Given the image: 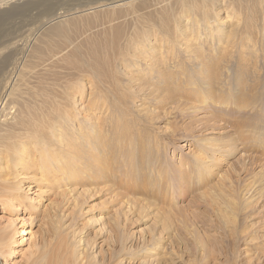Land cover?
Masks as SVG:
<instances>
[{
  "label": "rangeland",
  "instance_id": "1",
  "mask_svg": "<svg viewBox=\"0 0 264 264\" xmlns=\"http://www.w3.org/2000/svg\"><path fill=\"white\" fill-rule=\"evenodd\" d=\"M80 1L83 2L85 0ZM135 1L134 4L132 3L133 5L129 4L131 6L123 4L102 7L92 6L85 8L88 9L86 11L77 9L63 14L62 12H64L65 8L71 7L77 1L0 0L3 3L7 2L0 5V35L5 36V34H11L13 31V35H18L16 41H20L27 34L28 29L33 28L35 24L37 25L36 20H39V25L43 19L51 17L53 12V15L61 13L62 17L59 15V18L57 15L54 18L55 20L50 21L51 23L49 22L48 25H45L39 31L40 33L35 34L36 38L30 43L28 51L35 43H37L36 47H38V44H40L39 47H41V44L44 45L42 40L38 41L39 43L37 42L38 36L40 38L44 36L42 35L41 37L40 34L56 26L62 25L65 27L55 36L48 38L51 43L55 41V45H51L48 42L52 47L49 44L46 46H49L48 49L51 47L50 49L52 50L50 52L46 50L45 52L51 56L54 54L53 58L49 55L50 58H44L46 55H43L44 57L40 56V59H32L34 62L30 66L32 69H30L31 73H28V75L33 74L31 77L36 76L37 80L36 78H32V80L31 77L25 76V80L18 82L23 83L24 100H35L37 86H39L38 88L41 87L42 92H40L41 95L38 100H51L52 98L50 99L49 97H51L50 94L52 92L57 93L58 88L61 87L69 88L68 92L72 93V96L70 95V99L64 102L68 111L74 116V121L71 124L74 125L81 119L86 120L85 124L87 122L94 123L96 121L95 118H100L101 116L103 119L100 118V120L106 122V126L107 120L108 122L116 120L115 122L121 125H126L127 123L132 128L131 131L142 134V138L139 136L137 139L141 144L145 143L142 145H147L144 150L150 149L147 152H141V155L138 153L137 159L143 157V155L147 157V154H149L148 156L155 160L156 168H161L159 173H162L161 176L156 173L152 177L154 180L156 178L162 180L158 188L156 186L152 187L151 184L154 180L151 179L152 183L150 182V185L145 187V190L139 189L131 195L135 199L133 198L132 200L129 196L130 198H126L123 202L114 203L111 198L113 195L106 191L107 187L105 184L100 182L88 183L83 181L84 178L72 184L61 183L49 190L46 181L41 177L37 169L27 167L20 169L22 167L17 166L16 169L14 167L19 175L16 179L11 176H4V173L7 171L11 172V169L13 170V166L10 165L9 161L4 160V156H0V164L6 163L11 167V169L0 171V230L13 235L11 248L15 250L5 262L0 261V264L32 263L34 258L42 253L41 250L43 251L46 244L50 246L54 241H57V231L61 229L60 225H63L65 229L69 228L70 231H75L74 240L80 241V248H83L82 256H87L94 264H98V262L99 264H104V262L107 264L109 261V264H157L156 261L158 260L160 261H158L159 264H164L165 261V264L167 262V264H196V262L201 264L206 260L208 261L206 264H264V55H262L264 54L262 37L264 27H261L264 26V0H192L193 2L190 0L193 10L183 13L182 11L180 12V0ZM259 3H261V6ZM62 7L65 8L63 9ZM201 7H207L205 16L209 15V18L212 17L208 22L203 20L205 16L202 14ZM161 10L165 12L162 13ZM130 12H133L134 15ZM38 16L41 18H36ZM163 17H166L168 25L166 26L167 28L164 27V29L162 27V30H159V26H162L160 21H162ZM143 21H146L144 22L145 24ZM175 21L178 23L176 24ZM193 21L198 24L193 26ZM178 25L180 30L175 29ZM217 25L218 29L222 30L223 33H233L234 39H232V42H235V46H228L226 52H232L226 56L227 58H223L219 54L220 61L218 60L215 66L220 65L223 67L221 70L212 71L213 75L211 77H213L212 81L214 83L211 85L213 91H210H215L216 95L218 92L223 94V98L209 95L208 98L203 99L201 98L204 95L203 86L201 87L203 85L202 82H187L186 76L182 78L181 75L172 76L170 74L178 69L176 67L174 70L173 62L180 63L182 60L181 63L187 62L190 56H196L195 53L201 48L198 46L205 45L203 42L206 43L204 49L210 50V54L213 56L216 55V47L222 43H217L215 38H217L218 34L212 31ZM154 29H156V34L148 36L147 32L154 33ZM6 30L10 31L6 33ZM137 32H140L138 35H142L141 37L144 40L149 39V46L143 50L140 48L141 45H139V48L136 47V49L131 51L129 40ZM208 33H212L215 38L211 39L210 37L209 39L207 37ZM241 33L242 36L243 34L249 36L250 46H247L245 53L240 57L238 49L242 41V39H239L241 38ZM62 34L63 36H60ZM187 36L188 38H186ZM158 38L159 43L155 42ZM167 39L174 40L176 45L171 48L166 43ZM188 39L189 48L184 49L185 45L183 43ZM70 40L73 41L71 42ZM157 44L160 51L150 48L151 45ZM123 50L124 52L126 50V52H122ZM58 51L60 52L59 54H57ZM27 60L28 58L24 59L22 64ZM151 61H155L156 66L166 63L163 65L164 67L162 65L158 66L164 70L160 69L161 73H157V77H159V74H161L159 78L162 75L169 74L175 78L173 79L174 81L177 79H180V81L184 80L178 81L176 84L168 80L172 88L167 84L168 89L165 92L160 90L162 86L157 91L156 87H154L155 80L151 81V78L146 73V67L150 65ZM168 64H173V66ZM33 68L36 71H33ZM170 70H173L171 71L172 73H170ZM52 73L55 77L52 76ZM48 75H51L50 80H48ZM35 82L39 84H35ZM72 86L79 88V94L70 90ZM42 87L45 88V91ZM97 91L106 97L107 108H110V110L105 111L106 108H101L99 105L93 108L90 106L88 100L93 99L98 93ZM45 92L49 93V95L46 94L48 98L43 95ZM201 100L203 103L200 102ZM219 101L223 102V104H216ZM160 103L163 104L161 105ZM159 106L162 107L160 108ZM18 110L19 107L14 106L13 109L9 110L11 112L6 111L4 113L6 116L5 123L3 124L10 126L15 121L22 120L21 117L23 116L20 115ZM111 110H115L114 116ZM142 114H144V119ZM148 114L150 115L148 116ZM118 119L120 121L124 120V123H120ZM134 121L136 124L138 122L140 124L135 126L132 124L135 123ZM76 126L77 124H75L74 128ZM15 127H20V124H15ZM69 130L71 129L69 128ZM146 131H150V134L146 133ZM205 140H207L206 144ZM132 141L135 140L132 139ZM215 144L221 147L218 148ZM27 148L30 149L29 155L37 156V153L35 154L33 150V145ZM218 149L220 152H218ZM210 150L214 156L216 155L215 159H213L214 156ZM198 153L200 154L198 155ZM202 154L205 155L203 156ZM197 155L202 156V161L206 163L205 166L208 167L210 164L208 171L204 170V164H200V160L196 158ZM213 160L219 161L216 164H212ZM157 161L158 164H161H156ZM38 162L36 159L35 166L37 168ZM214 165L217 167L213 168ZM176 167H179V170ZM179 171L180 173H178ZM130 179L133 180L134 178L131 177ZM186 181L187 184H184ZM165 182L166 184H164ZM175 183L179 184V186ZM202 183L204 185L207 184L204 186ZM16 184L19 185L20 193L25 197L20 201L21 206L18 205V202L12 201L14 206L10 205L7 208H3L1 202L4 199L3 189L9 185ZM169 184H171L170 187H168ZM184 185L186 187H183ZM196 187H200V189ZM179 188L181 191L183 190V193ZM143 192L147 196L142 194ZM149 193L150 195L148 196ZM134 194L138 195L135 196ZM145 196L146 198H144ZM137 197L139 198L137 199ZM165 197L168 199L166 200ZM134 200L137 202H134ZM151 200L158 203L159 206L165 200L166 203L164 202V205H162L165 207L163 209L166 212L161 207L163 213L167 214L172 209L175 211V215L173 210L170 211L171 213L168 212V214L170 213L168 217L173 218L172 220L169 219L171 226L168 223L166 230L162 229L163 224H160V221L163 223L164 220L163 216L161 217L162 211L160 210L159 216L157 214L159 206L157 204L155 206L154 202L152 205ZM232 200L240 201L245 206V209L241 212L242 215L237 213V218L234 219L236 223L231 222V226L228 222L227 225L224 216L228 217L226 212L229 210L227 207H229ZM171 202H174V204L172 203V205ZM168 208L172 209L169 210ZM156 211L157 213H155ZM231 211L233 210L231 209ZM170 215L173 216L170 217ZM117 225L120 227L118 228ZM115 227L118 229H115ZM21 229L26 231L24 235H20ZM54 232H56V236ZM195 236L199 238V241L203 240L201 242L209 250L194 242ZM166 237H168V240ZM232 237L236 239L233 240ZM233 242L236 243L234 250L230 249ZM119 249H122L121 252L116 255L113 254L110 259L108 253L115 250L119 251ZM204 250L211 254L210 260L207 258L204 260L206 254ZM231 252H235V255ZM202 253H204L203 257L200 255ZM180 256L182 257L181 259ZM163 257L165 261H163ZM120 259H122V262L117 263ZM83 262L85 261L83 260Z\"/></svg>",
  "mask_w": 264,
  "mask_h": 264
},
{
  "label": "bare ground",
  "instance_id": "2",
  "mask_svg": "<svg viewBox=\"0 0 264 264\" xmlns=\"http://www.w3.org/2000/svg\"><path fill=\"white\" fill-rule=\"evenodd\" d=\"M2 1V0H1ZM11 1V0H10ZM50 1V0H49ZM77 1V3H75L74 5L72 4V6L65 8L64 13H70L72 10H77V9H84L83 11H86L88 9H85L87 7H92V6H96V7H102V6H117V5H129V4H134V0H85L83 2H81L80 0H74ZM78 1H80L78 3ZM137 1V0H136ZM135 1V2H136ZM154 1V0H153ZM161 1V0H160ZM165 1V0H164ZM192 1V0H191ZM190 0H180L179 1V5H180V12H187L190 11L191 8V2ZM196 1V0H195ZM194 1V2H195ZM203 1V0H202ZM205 1V0H204ZM57 2V1H56ZM146 2V1H145ZM156 2V1H154ZM158 2V1H157ZM193 2V1H192ZM7 2H0V5L2 4H6ZM53 3V2H52ZM58 3V2H57ZM139 3V2H138ZM204 4V2H202ZM208 3V2H207ZM64 4V3H63ZM132 4V5H133ZM148 4V3H147ZM161 4V2H160ZM193 4V3H192ZM257 4V3H256ZM261 6V3H259ZM71 5V3H70ZM143 5V4H142ZM146 5V4H145ZM144 5V6H145ZM167 5V4H166ZM194 5V4H193ZM198 5V4H197ZM200 5V4H199ZM131 6V5H129ZM147 6V5H146ZM259 6V7H260ZM93 7V8H96ZM126 7V6H125ZM134 7V6H133ZM155 7V5H154ZM18 8V7H17ZM63 8V7H62ZM60 8V9H62ZM63 8V9H64ZM132 8V7H131ZM152 8V7H151ZM172 8V7H171ZM202 8V7H201ZM207 7L202 8L201 11H203V16H205V9ZM53 9V8H52ZM133 9V8H132ZM156 9V8H155ZM56 10V9H55ZM91 10V9H90ZM129 10V9H128ZM163 10V9H162ZM161 10V11H162ZM193 10V9H192ZM199 10V9H198ZM54 11V10H53ZM61 11V10H60ZM63 11V10H62ZM131 11V10H130ZM138 11V10H137ZM140 11V10H139ZM261 11V10H260ZM128 12V11H127ZM165 11H162V13ZM173 12V11H171ZM193 12V11H192ZM264 12V11H263ZM50 13V12H48ZM52 13V12H51ZM54 13V12H53ZM51 15V17L46 18L45 20L43 19V21L38 25L39 20L37 21V25L35 24V26H33V28L31 27L30 29H28L27 34L19 41H16V38L18 37V35H13L14 32L12 31L11 34H5V36H3L2 34L0 35V156H4V160H7L10 162V165L13 166V170L11 169L10 165L3 163L0 164V171H5V169H11L10 171H7L6 173H4V176H11L12 178L16 179L19 175L17 173L16 167L20 166L23 169L25 167L27 168H31V169H37L40 174L41 177L44 178V180L47 183V188L49 190L57 187L59 184L61 183H74L79 181L80 179H83V181H87L88 183H92V182H100L102 184H105V186L107 187V192L110 195H113L111 198L113 199L114 203H120L123 202L126 198H128L129 196L132 198L131 195H133V193H136L137 190H145V187L149 186L152 177H154L156 175V173H159V171L161 170V168L159 167L156 168L155 166V160H152L150 158V156H148L149 154H147V157H145L143 155V157H140L139 159H137V155L138 153L140 154L144 150V148L147 147V145H142L145 143H140L138 141V137L141 136L142 134L140 132H133L131 131L132 128H130V125H121L118 124L117 122H115V118H114V122L113 121H109L107 120V126L105 125L106 122L101 121L102 116L100 118L96 117V121H94V123H88L85 124L84 122L86 120H80L78 121V123H74L71 124V122H73V115L70 113V111H68L67 107H66V103L64 101H68L70 99V95L72 96V93L68 92L69 88H65V87H61L58 88L57 93H52L50 94L51 97H49L51 100H38V97L41 95V87L38 88L39 86H37V92L35 93V100H24L23 98V91H22V86L23 83H18V82H22L23 79L26 77H28V73H31L30 69H32L30 66L32 64V62H34L33 60H35L36 58L40 59V56H43L44 58L46 57H51L53 58L54 54L53 52H51V55H47L46 54V50L50 52V49L52 46V44L55 43H51L48 40V38L50 36H55L58 32L62 31L63 27L62 25L60 26H56L53 28H50L49 31L44 32L43 34H40L41 37L42 35H44L42 38H40V36H38L40 38H38V41H41L44 43V45L41 44V47H39L40 44L35 43V45L33 47H31L28 51V48L30 46V43L33 42L35 37V34H38V32L43 29V27L45 25H48L50 21H53L54 18H56V15ZM123 13V12H122ZM131 13V12H130ZM170 13V12H169ZM45 14V13H44ZM47 14V11H46ZM61 13H59L60 15ZM133 14V12L131 13ZM137 14V13H136ZM160 14V13H159ZM166 14V13H165ZM194 14V13H193ZM211 14V13H210ZM39 16H41L40 14H38ZM58 15V17H59ZM129 15V13H128ZM134 15V14H133ZM142 15V14H141ZM146 15V14H145ZM163 15V14H162ZM183 15V14H182ZM36 17V18H41V17ZM45 16V15H44ZM43 16V18H44ZM49 16V15H48ZM47 16V17H48ZM61 16V15H60ZM167 16V15H166ZM202 16V18H203ZM62 17V16H61ZM188 17V16H187ZM257 17V16H256ZM60 18V17H59ZM147 18V17H146ZM156 18V16H155ZM169 18V17H168ZM211 18H209V15L204 17V21L208 22ZM42 20V19H40ZM55 20V19H54ZM57 20V19H56ZM159 20V19H158ZM161 20V19H160ZM149 21V20H148ZM146 21H143V23ZM162 23V26H159L160 29L162 30V27H166L167 24V20L166 17L162 19V21H160ZM211 22V21H210ZM51 23V22H50ZM159 23V22H158ZM156 25H159V24ZM175 23L177 24L178 22L175 21ZM188 23V22H187ZM63 24V23H62ZM72 24V23H71ZM142 24V23H141ZM145 24V23H144ZM193 26L197 25V22L193 21ZM140 25V24H139ZM150 25V24H149ZM67 26V25H66ZM141 26V25H140ZM139 26V28H140ZM220 26V25H219ZM143 27V26H141ZM158 27V26H155ZM154 27V28H155ZM248 27V26H247ZM264 27V26H261ZM68 28V26H67ZM138 28V27H137ZM167 28V27H166ZM188 28V27H187ZM193 28V27H192ZM221 28V27H220ZM165 29V28H164ZM176 30H180L179 29V25L175 28ZM186 29V28H185ZM260 29V28H259ZM264 29V28H263ZM262 30V29H261ZM10 31V30H9ZM6 30V33L9 32ZM17 31V30H15ZM64 31V30H63ZM153 31V30H151ZM188 31V30H187ZM212 31L217 32V38L214 37V35L212 33H208V38L210 39H216L217 43L219 44L220 42H222L221 44H219L218 47H216V55L213 56L212 54H210V50L204 49L206 43L203 42L205 45H201L198 47H201L199 49V51L197 53H195L196 56L194 57H189V59L187 60V62L185 61V63H174V70L176 67H178L177 70H175V72H171L173 70H170V75H181V77H185V79L187 78V82H202L203 85H201V87L203 86V91H204V95L201 96V98H208V96L213 95V96H224L223 94H219V92L216 95V92H211L213 91L211 85H213V77H211L212 71L214 72V70H221L222 67L220 65L215 66V63L219 60V54H221V57H226L230 52H226V49L228 48V46H235V42L233 43L232 39H234V35L232 32H228V33H223L222 30L218 29V25L214 27V29H212ZM211 31V32H212ZM1 32V31H0ZM43 32V31H42ZM73 32V31H72ZM141 32V31H140ZM139 32V33H140ZM156 29H154V33L150 31L147 32V35H153L156 34ZM158 32V31H157ZM161 32V31H160ZM182 32H184L182 30ZM262 32V31H261ZM40 33V32H39ZM138 32L134 33V35L130 38L129 40V45L131 46V51L133 49H136V47L139 48V45H141L140 48H142L143 50L145 48H148L147 46H149V39L147 38V40H144L141 36H139ZM163 33V31H162ZM250 33V32H249ZM52 34V35H51ZM60 34V33H59ZM66 34V33H65ZM73 34V33H72ZM165 34V33H164ZM167 34V33H166ZM182 34V33H181ZM184 34V33H183ZM206 34V33H205ZM254 34V33H253ZM261 34V33H260ZM68 35V34H67ZM66 35V36H67ZM70 35V34H69ZM144 35V33H143ZM196 35V34H195ZM249 35V34H248ZM59 36V35H58ZM60 36H63L60 35ZM71 36V35H70ZM146 36V37H148ZM198 36V35H197ZM257 36V35H256ZM73 37V36H72ZM124 37V36H123ZM179 37V36H178ZM191 37V36H190ZM222 37V38H219ZM251 37V36H250ZM263 42H264V31H263ZM58 38V37H57ZM62 38V37H60ZM68 38V37H66ZM154 38V37H153ZM188 38V36L186 37ZM192 38V37H191ZM190 38V39H191ZM258 38V37H257ZM77 39V38H76ZM240 40L242 39L241 43H240V48L239 50V55L241 57L242 54L245 53V50L247 49V46H250V40H249V36H247L246 34L241 33V38H239ZM53 40V39H52ZM61 40V39H60ZM63 40V39H62ZM125 40V39H124ZM238 40V39H237ZM258 40V39H257ZM71 41V40H70ZM73 41V40H72ZM71 41V42H72ZM167 45H170L171 48H173L176 44L175 41L172 39H167L166 40ZM189 39L186 40L183 44L185 45L184 49L189 48V43H188ZM196 41V40H195ZM207 41V40H205ZM40 42V43H42ZM51 44H49V43ZM60 42V41H59ZM64 42V40H63ZM62 42V43H63ZM128 42V41H127ZM155 42L159 43V38L156 39ZM258 42V41H257ZM262 43V41H260ZM39 43V42H38ZM81 43V42H80ZM84 43V42H82ZM110 43V42H109ZM126 43V42H125ZM182 43V42H181ZM202 43V44H203ZM50 45L51 47L48 49V47L46 45ZM253 44V43H252ZM55 45V44H54ZM79 45V44H78ZM128 45V46H129ZM195 45V44H194ZM43 46V47H42ZM80 46V45H79ZM160 46V45H159ZM221 46V47H220ZM55 47V46H54ZM58 47V46H57ZM69 47V46H68ZM84 47V46H83ZM116 47V46H115ZM238 47V46H236ZM235 47V48H236ZM92 48V47H91ZM150 48H152L153 50H158L160 51L158 44L157 45H151ZM169 48V47H168ZM254 48V47H252ZM264 48V47H263ZM90 49V48H89ZM122 49V48H121ZM125 49V48H124ZM61 50V49H60ZM75 50V49H74ZM94 50V49H93ZM114 50V49H113ZM147 50V49H146ZM198 50V49H197ZM54 51V49H53ZM82 51V50H81ZM84 51V50H83ZM115 51V50H114ZM48 52V53H49ZM57 52V51H56ZM54 52V53H56ZM124 52V50L122 51ZM126 52V50H125ZM124 52V53H125ZM142 52V51H141ZM148 52V51H147ZM44 53V54H43ZM60 52L58 51L57 54H59ZM162 53V52H161ZM262 53V52H261ZM75 54V53H74ZM85 54V53H84ZM123 54V53H122ZM121 54V55H122ZM131 54V53H130ZM139 54V53H138ZM191 54V53H190ZM232 54V53H231ZM90 55V53H89ZM189 55V54H187ZM264 55V54H262ZM39 56V57H37ZM56 56V55H55ZM134 56V55H133ZM243 56V55H242ZM49 57V58H50ZM120 57V56H119ZM152 57V56H151ZM28 58V60L22 64V61L24 59ZM222 58V59H223ZM227 58V57H226ZM225 58V59H226ZM229 58V57H228ZM33 59V60H32ZM48 59V58H47ZM45 59V60H47ZM32 60V61H31ZM43 60V59H42ZM49 60V59H48ZM47 60V61H48ZM118 60V59H117ZM39 61V60H38ZM41 61V60H40ZM163 61V60H162ZM161 61V62H162ZM166 61V60H165ZM169 61V60H168ZM172 61V60H171ZM220 61V60H219ZM222 61V60H221ZM231 61V60H230ZM43 62L46 63V61L43 60ZM158 62V61H157ZM232 62V61H231ZM42 63V62H41ZM44 64V63H42ZM91 64V63H90ZM155 61H151L150 65L146 67V73L149 75V77L152 80H155V86L153 83V86L156 87V90L158 91V89L160 88V90H163L165 92V90L168 89V86H170L172 88L171 85H169L168 80H171V83L176 84L178 81H180V79H177L176 81H174L172 76H170L169 74L167 75H162L161 78L159 74V77H157V73H161L160 69L161 67L158 66H163L166 63H162L161 65L158 64V66L155 65ZM219 64V62H218ZM97 65V64H96ZM101 65V64H100ZM146 65V64H145ZM169 65V64H168ZM76 66V65H75ZM79 66V65H78ZM89 66V65H88ZM169 66H173V64L169 65ZM215 66V67H214ZM34 67V66H33ZM71 67V66H70ZM164 67V66H163ZM94 68V67H93ZM172 68V67H171ZM44 69V68H43ZM101 69V68H100ZM173 69V68H172ZM164 70V69H161ZM168 70V69H167ZM225 70V69H224ZM33 71L34 70L33 68ZM41 71V70H40ZM45 72V70H44ZM47 72V71H46ZM167 72V71H165ZM240 72V71H239ZM36 73V72H33ZM56 73V72H55ZM220 73V72H218ZM230 73V72H229ZM44 74V73H43ZM53 74V73H52ZM163 74V73H162ZM33 75V74H32ZM30 75L29 78L32 76ZM46 75V74H45ZM88 75V74H87ZM49 76V75H48ZM51 76V75H50ZM48 77V80L51 79V77ZM52 76L55 77V75L53 74ZM175 76V77H177ZM218 76V75H217ZM32 78H36V76L31 77ZM26 79V78H25ZM24 79V80H25ZM90 79V78H89ZM92 79V78H91ZM195 79V80H194ZM30 80V79H29ZM33 80V79H32ZM37 80V78H36ZM35 80V81H36ZM40 80V79H39ZM95 80V79H94ZM143 80V79H142ZM184 80V79H183ZM181 80V81H183ZM180 81V82H181ZM25 82V81H24ZM28 82V81H27ZM40 84L41 81H39ZM44 82V81H43ZM149 82V81H148ZM197 82V83H198ZM26 83V82H25ZM30 83V82H29ZM28 83V84H29ZM32 83V82H31ZM38 82H35V84H37ZM170 83V84H171ZM27 84V85H28ZM39 84V83H38ZM72 84V82H71ZM152 84V83H151ZM180 84V83H179ZM34 85V84H33ZM178 85V84H177ZM196 85V83H195ZM35 86V85H34ZM42 86V85H41ZM71 86V85H70ZM76 86V85H75ZM146 86V85H145ZM150 87V86H149ZM34 88V87H33ZM43 88V87H42ZM215 88V86H214ZM45 91V88H43ZM62 89V90H61ZM50 90V89H47ZM46 90V92H47ZM52 90V89H51ZM55 90V89H54ZM70 90L73 93H78L79 94V88H76L74 86H72V89L70 88ZM81 90V89H80ZM211 90V91H210ZM30 91V90H28ZM32 91V90H31ZM153 91V90H152ZM156 91V92H157ZM34 92V91H33ZM41 92V93H40ZM43 95H46L49 93H46ZM56 92V90H55ZM98 92V91H97ZM167 92V91H166ZM200 92H202L200 90ZM224 93V92H223ZM226 93V91H225ZM224 93V94H225ZM160 94V93H159ZM158 94V95H159ZM200 94V93H199ZM219 94V95H218ZM48 95H46V97L48 98ZM175 95V94H174ZM121 96V95H120ZM128 96V95H127ZM161 96V95H160ZM227 96V95H226ZM41 98V97H40ZM223 98V97H222ZM44 99V98H43ZM46 99V98H45ZM74 99V98H73ZM106 97L98 92L96 93V96H94L93 99L88 100L90 106L93 107H97L98 105L102 108H106V110H110V108H107V104H106ZM200 100V99H199ZM165 101V100H164ZM111 102V101H110ZM156 102V101H155ZM201 103L202 100L200 101ZM199 102V103H200ZM148 103V102H147ZM222 105L223 102L219 101L216 102V104ZM126 104V102H125ZM153 104V103H152ZM155 104V103H154ZM161 104V103H160ZM163 104V103H162ZM161 104V105H162ZM228 104V103H227ZM14 106L19 107V113L20 115H22L23 117L22 120H18L15 121V124H20V127H15V124L13 123L12 125L8 126V125H4L3 123L5 120V115L4 113L6 111H9L11 109L14 108ZM145 106V105H144ZM157 106V105H156ZM225 106H227L225 104ZM125 107V106H124ZM141 107V106H140ZM147 107V106H146ZM160 107V106H159ZM162 107V106H161ZM160 107V108H161ZM217 107V106H216ZM114 108V107H113ZM203 108V107H202ZM126 110H128L127 108H124ZM154 109V108H153ZM201 109V108H200ZM217 109V108H216ZM241 109V108H240ZM91 110V109H90ZM104 110V109H103ZM17 111V112H18ZM104 111V112H105ZM113 111V110H111ZM115 111V110H114ZM113 111V116L115 115ZM125 111V110H124ZM123 111V112H124ZM141 111V110H140ZM11 112V111H9ZM110 112V111H109ZM122 112V113H123ZM128 112V111H127ZM147 112V111H144ZM143 112V113H144ZM135 113V112H134ZM24 114V115H23ZM129 114V113H128ZM214 114V113H213ZM212 114V115H213ZM15 115V114H14ZM117 115V114H116ZM120 115V114H119ZM125 115H127L125 113ZM144 114H142V118ZM150 114H148L149 116ZM92 116V115H91ZM123 117V115H121ZM119 116V117H121ZM129 116V115H128ZM121 117V118H122ZM147 117V115H146ZM152 117V116H151ZM216 117V116H214ZM11 118V117H10ZM16 118V117H14ZM13 118V119H14ZM106 118V117H105ZM110 118V117H109ZM137 118V117H136ZM145 118V117H144ZM143 118V119H144ZM213 118V117H211ZM218 118V116H217ZM117 119V118H116ZM120 119V118H119ZM118 119V120H119ZM149 120H151L150 118H148ZM154 119V117H153ZM210 119V118H209ZM239 119V118H238ZM17 120V119H16ZM111 120V119H110ZM122 120V119H121ZM147 120V119H146ZM148 120V123H149ZM216 120V119H215ZM240 120V119H239ZM124 121V120H123ZM120 121L119 122H123ZM136 121V120H135ZM134 121V122H135ZM138 121V119H137ZM7 122V121H6ZM141 122V121H140ZM151 122V121H150ZM239 122V121H238ZM84 123V125H82ZM124 123V122H123ZM75 124H77L76 128H74ZM135 126L140 124L138 122V124L132 123ZM151 124V123H150ZM80 126V127H78ZM143 126H145L143 124ZM141 126V127H143ZM133 127V126H132ZM138 127V126H137ZM151 127V126H150ZM69 128L71 130H69ZM81 128V129H80ZM134 128V127H133ZM153 128V126H152ZM211 128V127H210ZM145 129V127H144ZM143 129V130H144ZM151 129V128H150ZM149 129V130H150ZM147 130V129H146ZM136 131V130H135ZM174 131V130H173ZM143 132V131H142ZM145 132V131H144ZM148 131H146L147 133ZM150 132V131H149ZM148 132V133H149ZM153 132V131H152ZM145 133V134H146ZM154 133V132H153ZM150 134V133H149ZM159 134V133H158ZM55 137V138H54ZM165 137V136H164ZM142 138V136H141ZM145 138V137H144ZM160 138V137H159ZM132 139H134L135 141H132ZM147 140V139H146ZM160 140V139H159ZM142 141V139H141ZM152 141V140H151ZM205 140V144H206ZM148 142V140H147ZM214 143V142H213ZM152 144V143H151ZM30 145H33L34 148L33 150L35 151V154L37 153V156L34 155H29V151L30 149L27 148ZM155 145V144H154ZM216 145V144H215ZM152 146V145H151ZM203 146V145H202ZM212 146V145H211ZM217 146V145H216ZM157 147V146H156ZM214 147V146H213ZM218 148L221 146H217ZM149 148V147H148ZM147 148V149H148ZM159 148V147H158ZM156 149V148H155ZM150 150V149H148ZM147 150V151H148ZM153 150V149H152ZM162 150V149H160ZM209 150V149H208ZM217 150V149H214ZM219 150V149H218ZM146 151V152H147ZM156 151V150H155ZM213 151V149H212ZM210 150V152H212ZM153 152V151H152ZM162 152V151H159ZM214 152V151H213ZM212 152V155L214 156ZM220 152V150L218 151ZM217 152V153H218ZM144 153V152H143ZM215 153V152H214ZM152 154V153H151ZM200 153H198L199 155ZM216 154V153H215ZM141 155V154H140ZM153 155V154H152ZM158 155V154H157ZM161 155V153H160ZM196 156V158H198L200 160V164H204V170H209V166H205L206 163H204L202 161L203 158H201L202 156ZM203 155V154H202ZM205 155V154H204ZM203 155V156H204ZM155 156V155H154ZM216 156V155H215ZM215 156L213 159H215ZM155 158V157H154ZM157 158V157H156ZM205 158V157H204ZM39 163L38 168L37 166H35V162ZM208 159V158H206ZM212 159V158H211ZM220 159V158H219ZM158 160V159H157ZM194 160V159H192ZM196 160V159H195ZM222 160V159H221ZM220 160V161H221ZM159 161V160H158ZM158 161L156 162V164H158ZM198 161V160H197ZM219 161V160H218ZM217 160H213V162H211L212 164H216L218 162ZM182 162V161H181ZM196 162V161H194ZM206 162V161H205ZM209 162V161H208ZM160 163V162H159ZM198 162H196L197 164ZM221 163V162H220ZM154 164V165H153ZM161 164V163H160ZM158 164V165H160ZM165 164V163H164ZM181 164V163H180ZM199 164V163H198ZM219 164V163H218ZM217 164V165H218ZM193 165V164H192ZM201 165V166H202ZM1 166H3L1 168ZM189 166V165H188ZM200 166V165H199ZM198 166V168H200ZM216 165L213 166V168ZM220 166V165H219ZM15 167V169H14ZM163 167V166H162ZM180 167V166H179ZM178 167V168H179ZM217 167V166H216ZM177 168V167H176ZM177 168V169H178ZM182 168V167H180ZM195 168V167H194ZM193 168V169H194ZM19 169V170H20ZM168 169V168H167ZM203 169V167H202ZM201 169V170H202ZM216 169V168H215ZM166 170V169H165ZM163 170V171H165ZM175 170V168H174ZM179 170V169H178ZM197 170V169H196ZM213 170V169H211ZM167 171V170H166ZM177 171V170H176ZM181 171V169H180ZM180 171L178 173H180ZM186 171V170H185ZM191 171V170H190ZM188 172V170H187ZM194 172V171H193ZM200 172V171H199ZM205 172V171H204ZM170 173V172H169ZM184 173V172H183ZM182 173V174H183ZM195 173V172H194ZM201 173V172H200ZM208 173V172H207ZM211 173V171H210ZM162 174V173H161ZM161 174L159 173V175L161 176ZM181 174V175H182ZM186 174V173H184ZM189 174V172H188ZM203 174V173H202ZM201 174V175H202ZM213 174V173H212ZM158 175V177H159ZM165 175V174H164ZM180 175V174H179ZM192 175V174H191ZM208 175V174H207ZM167 176V175H166ZM178 176V175H177ZM176 176V177H177ZM183 176V175H182ZM195 176V175H194ZM200 176V175H199ZM206 176V175H205ZM134 178L133 180L130 178ZM175 177V176H174ZM193 177V176H192ZM204 178V176H202ZM201 177V178H202ZM208 177V176H206ZM204 178L206 180H208L207 178ZM166 178V177H165ZM171 178V177H170ZM179 178V176H178ZM177 178V179H178ZM183 178V177H182ZM211 178V177H210ZM167 179V178H166ZM187 179V178H184ZM203 179V180H204ZM154 180V179H152ZM164 180V179H163ZM179 180V179H178ZM202 180V181H203ZM161 179L160 178H156L154 180V182L151 184L152 187L156 186L158 188V186H160L159 184L161 183ZM167 181V180H166ZM171 181V180H170ZM176 182V180H174ZM183 181V180H182ZM188 181V180H187ZM187 181L184 184H187ZM178 183V182H177ZM177 183H175L177 185ZM181 183V182H180ZM166 184V182L164 183ZM203 184V183H202ZM207 184V183H206ZM205 184V185H206ZM168 185V184H167ZM173 185V184H172ZM175 185V186H176ZM182 185V184H181ZM197 185V184H196ZM195 185V186H196ZM201 185V184H200ZM198 185V186H200ZM204 185V184H203ZM204 185V186H205ZM165 186V185H164ZM171 184H169L168 187H170ZM174 186V187H175ZM179 186V184L177 185ZM197 186V187H198ZM183 187H186V185H184ZM196 187V188H197ZM149 188V187H148ZM146 188V189H148ZM156 188V189H157ZM164 188V187H163ZM152 189V188H150ZM155 189V190H156ZM161 189V188H159ZM182 189V188H181ZM197 189H200L197 188ZM196 189V190H197ZM178 190V189H177ZM176 190V191H177ZM180 190V188H179ZM185 190V189H184ZM135 191V192H134ZM148 191V190H147ZM157 191V190H156ZM167 191V190H165ZM171 191V190H170ZM175 191V190H174ZM173 191V192H174ZM181 191V190H180ZM183 191V190H182ZM181 191V192H182ZM3 196L4 199L1 201L3 204V208H7L8 206H14L12 204V201L18 202V205L21 206L20 201H22L25 197L24 195H22L20 193V187L18 184L16 185H9L7 187H5L3 189ZM187 192V191H186ZM191 192V191H189ZM188 192V193H189ZM153 193V192H152ZM176 193V192H175ZM178 193V192H177ZM183 193V192H182ZM194 193V192H193ZM192 193V195H193ZM142 194H145V192H143ZM156 194V193H155ZM160 194H162L160 192ZM135 195V194H134ZM138 195V194H137ZM135 195V196H137ZM141 195V194H140ZM139 195V196H140ZM146 195V194H145ZM150 195V193L148 194V196ZM152 195V194H151ZM168 195V194H167ZM171 195V192H170ZM144 196V195H141ZM147 196V195H146ZM146 196L144 198H146ZM164 196V194H163ZM178 196H180L178 194ZM183 196V195H182ZM129 197V198H130ZM170 197V196H169ZM175 197H177L175 195ZM181 197V196H180ZM135 199V197H133ZM132 198V200H133ZM139 197H137L138 199ZM141 198V197H140ZM166 198V197H165ZM168 198H166L167 200ZM173 199V197H172ZM171 199V200H172ZM154 200V199H153ZM157 200V199H155ZM159 200V199H158ZM163 200V199H162ZM170 200V199H169ZM174 200V199H173ZM179 200V199H178ZM150 201V199H149ZM147 200V202H149ZM152 201V200H151ZM134 202H137L136 200H134ZM144 204H147L145 201H142ZM140 202V203H142ZM153 202H151V204L153 205ZM165 202V200H164ZM162 201L161 205L159 206L158 203H155V206H159V212L157 213V211L155 213H157L159 215V213H161V217L163 216V223L162 221H160V224H163V228L164 230L167 229V225L168 223H170L171 226V221L169 219L172 220V218H169L168 215L171 213L170 212L168 214L165 213L166 210L165 207L163 206L164 203ZM175 202H176V198H175ZM125 203V202H124ZM127 203V202H126ZM150 203V202H149ZM166 203V202H165ZM168 203V202H167ZM170 203V201H169ZM168 203V205H169ZM174 204V202H171V204ZM157 204V205H156ZM163 204V205H162ZM172 204V205H173ZM143 205V204H141ZM171 205V206H172ZM166 206V205H165ZM165 211L163 213V210ZM132 208V207H131ZM146 208V207H145ZM158 208V207H156ZM155 209V207H154ZM227 209L229 211H231V209L233 211L231 212H226L228 214V217L225 215L224 216V220L226 221V223L228 222L229 224L232 223H236L234 222V219H236V215L238 213L241 214V212L245 209V206L242 205V203L240 201H230V205L229 207H227ZM129 210V209H128ZM156 210V209H155ZM161 210V211H160ZM174 211V210H173ZM225 212V211H224ZM235 212V214H233ZM175 213V211L173 212V214ZM177 213V212H176ZM232 213V214H231ZM179 214V213H178ZM177 214V215H178ZM175 215V214H174ZM181 215V214H180ZM242 215V214H241ZM160 216V215H159ZM173 215H170V217ZM179 216V215H178ZM177 216V217H178ZM161 217H157V218H161ZM181 217V216H179ZM156 218V219H157ZM233 218V219H232ZM239 218V217H238ZM159 220V219H158ZM162 220V219H161ZM170 222H169V221ZM232 220V221H231ZM238 220V219H237ZM118 223V221H117ZM186 223V221H185ZM225 223V225H226ZM227 223V225H228ZM119 224V223H118ZM231 225V224H230ZM235 225V224H234ZM61 229L57 231V241H54L53 244H50V246H48L46 244V246H44L43 249V245H42V249L41 250V254L37 257L34 258V261H32V263L30 264H94V262H92V260L88 259L87 256H82V251L83 248H80V241H75L74 240V233L75 231L72 230L70 231L69 228L65 229L63 227V225H60ZM118 226V225H117ZM232 226V225H231ZM237 226V225H235ZM120 226H118L119 228ZM162 227V226H161ZM169 227V226H168ZM234 227V226H233ZM117 227H115L116 229ZM117 228V229H118ZM235 228V227H234ZM166 232V231H165ZM26 233V231L24 229L20 230V235H24ZM168 233V232H167ZM59 234V236H58ZM54 235L56 236V232H54ZM170 235V234H169ZM194 235V234H193ZM163 236V235H162ZM153 238V237H152ZM168 240V237H166ZM165 238V239H166ZM170 238V237H169ZM196 238V236H195ZM13 239V235H10L8 232L6 231H2L0 230V261H6L7 258L15 252L14 249L11 248V245L13 244L12 242ZM154 239V238H153ZM163 239V238H162ZM233 240L234 237H232ZM164 240V239H163ZM239 240H241V238H239ZM154 241H156L154 239ZM203 240L199 241V238H196L194 242L201 244L202 248L204 247L205 249L207 248L205 246V244L203 242H201ZM153 242V241H152ZM173 245V244H172ZM174 246V245H173ZM172 246V247H173ZM236 246V243L233 242L230 246V249H233ZM186 248V247H185ZM236 249V248H235ZM122 250V249H121ZM121 250L119 249V251H112L109 252V258L111 259V257L113 256V254H118L119 252H121ZM187 250H189L187 248ZM191 250V249H190ZM207 250H209L207 248ZM207 250H204V252L206 253L204 256V260L207 258L208 260H210L211 254H208L209 252H207ZM234 250V249H233ZM171 251V249H170ZM174 251V249H173ZM172 251V252H173ZM231 251V250H229ZM85 252V251H84ZM83 252V253H84ZM151 252V251H150ZM148 253V252H147ZM164 253V252H163ZM233 253V252H231ZM170 254V253H169ZM168 254V255H169ZM174 254V253H173ZM178 254V253H177ZM184 254V252H183ZM203 254L201 257H203ZM216 254V253H215ZM235 255V252L233 253ZM232 254V255H233ZM86 255V254H84ZM166 255V254H165ZM172 255V254H171ZM180 255V254H179ZM190 255V254H189ZM192 255V254H191ZM199 255V256H200ZM82 256V257H81ZM164 256V255H163ZM173 256V255H172ZM183 256V255H182ZM155 257V256H154ZM161 257V256H160ZM166 257V256H164ZM163 257V258H164ZM174 257V256H173ZM157 258V257H156ZM168 258V257H167ZM178 258V257H177ZM182 257L180 256V259ZM160 259V258H157ZM162 259V258H161ZM172 259V258H171ZM83 260L85 262H83ZM104 261V260H103ZM159 261V260H158ZM156 261L157 264H159V262ZM165 261V258L164 260ZM162 261V262H163ZM195 261V260H194ZM118 262H122V259H120ZM166 262V261H165ZM164 262V264H165ZM208 261L206 260L205 262H202L201 264H206ZM101 263V262H100ZM110 263V261H109ZM107 263V264H109ZM168 263V262H167ZM166 263V264H167ZM199 262H196V264ZM2 264V263H1ZM99 264V262H98ZM103 264V263H101ZM104 264H106L104 262ZM172 264V263H171ZM195 264V263H194Z\"/></svg>",
  "mask_w": 264,
  "mask_h": 264
}]
</instances>
